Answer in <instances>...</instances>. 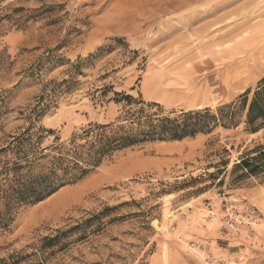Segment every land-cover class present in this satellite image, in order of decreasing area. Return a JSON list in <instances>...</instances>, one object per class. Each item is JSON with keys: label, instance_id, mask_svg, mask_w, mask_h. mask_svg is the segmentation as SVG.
I'll use <instances>...</instances> for the list:
<instances>
[{"label": "rangeland", "instance_id": "rangeland-1", "mask_svg": "<svg viewBox=\"0 0 264 264\" xmlns=\"http://www.w3.org/2000/svg\"><path fill=\"white\" fill-rule=\"evenodd\" d=\"M263 78L264 0H0V167L20 144L46 156L37 174L57 155L48 147L124 124L127 110L141 123L204 109L219 118L230 104L235 113L193 137L117 151L15 206L0 259L264 264V119L255 132L246 124Z\"/></svg>", "mask_w": 264, "mask_h": 264}, {"label": "trees", "instance_id": "trees-1", "mask_svg": "<svg viewBox=\"0 0 264 264\" xmlns=\"http://www.w3.org/2000/svg\"><path fill=\"white\" fill-rule=\"evenodd\" d=\"M250 91L242 96L243 105L247 104V96ZM115 96L122 94L114 93ZM127 105H131L133 99L129 96L123 97ZM118 102V101H115ZM233 104L222 106L217 109L219 118L209 115V110L182 112L178 117L157 118L155 123L146 121L141 123L139 112L125 111L124 124L113 123L90 125L83 130L79 138L83 143L71 141L70 148H59L52 145L47 149L56 150L57 155L52 156L48 166L43 171L30 173L36 165L37 160L45 159L41 153H33L31 149H25L19 144L17 157L11 162L0 167V226H6L7 215L17 205L33 203L43 200L58 188L73 183L83 178L90 170L97 168L106 157L113 153L148 141L170 139L181 140L185 137H193L198 132L207 131L212 122H219L222 126L232 124L235 113L229 111ZM229 112L224 114V111ZM264 119V78L259 82L256 91L248 105L246 113V124L252 132L262 125L255 124ZM137 125L134 127V125ZM144 124V125H143ZM35 154V155H34ZM40 157H37L39 156ZM36 157V158H35ZM241 165L245 164L242 161ZM45 169V170H44ZM26 170L25 173L21 171ZM45 242L55 241L45 238ZM51 246V245H50ZM8 259H12L9 257ZM6 259H0V264H8Z\"/></svg>", "mask_w": 264, "mask_h": 264}, {"label": "bare ground", "instance_id": "bare-ground-1", "mask_svg": "<svg viewBox=\"0 0 264 264\" xmlns=\"http://www.w3.org/2000/svg\"><path fill=\"white\" fill-rule=\"evenodd\" d=\"M166 81H167V80H166ZM167 84H168V81H167ZM165 85H166V84H165ZM165 85H164V86H165ZM199 108H201V107H200V106H198V107H197V109H199Z\"/></svg>", "mask_w": 264, "mask_h": 264}]
</instances>
